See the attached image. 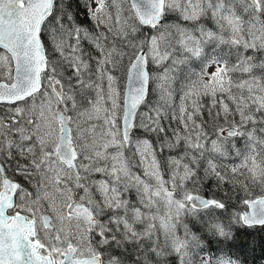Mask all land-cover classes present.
Segmentation results:
<instances>
[{
  "label": "snow or ice",
  "instance_id": "1",
  "mask_svg": "<svg viewBox=\"0 0 264 264\" xmlns=\"http://www.w3.org/2000/svg\"><path fill=\"white\" fill-rule=\"evenodd\" d=\"M264 250V0H0V264H247Z\"/></svg>",
  "mask_w": 264,
  "mask_h": 264
},
{
  "label": "trees",
  "instance_id": "2",
  "mask_svg": "<svg viewBox=\"0 0 264 264\" xmlns=\"http://www.w3.org/2000/svg\"><path fill=\"white\" fill-rule=\"evenodd\" d=\"M255 241L257 245L256 251L249 255L247 264H264V250H262L261 247H259L261 243L260 234L256 235Z\"/></svg>",
  "mask_w": 264,
  "mask_h": 264
}]
</instances>
